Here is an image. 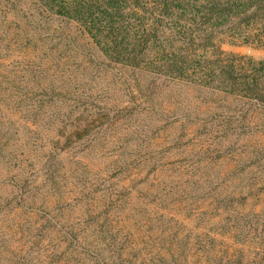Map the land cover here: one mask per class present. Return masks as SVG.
Returning <instances> with one entry per match:
<instances>
[{"label": "rangeland", "instance_id": "1", "mask_svg": "<svg viewBox=\"0 0 264 264\" xmlns=\"http://www.w3.org/2000/svg\"><path fill=\"white\" fill-rule=\"evenodd\" d=\"M210 14L192 7L175 26L203 44L202 65L231 54L249 73L264 60L240 43L242 17ZM38 49L0 33V264H94L115 248L122 264H205L211 235L264 236L261 106L159 74L127 87L71 48Z\"/></svg>", "mask_w": 264, "mask_h": 264}, {"label": "trees", "instance_id": "2", "mask_svg": "<svg viewBox=\"0 0 264 264\" xmlns=\"http://www.w3.org/2000/svg\"><path fill=\"white\" fill-rule=\"evenodd\" d=\"M192 7L223 23L242 17L238 22H244L248 31L240 43L264 48V0H0V33L13 38V45L21 49L34 52L38 47L58 58L71 48L91 62L112 68L118 78H125L122 83L127 87L142 82L141 76L159 74L168 82L214 88L243 102L242 108L255 103L264 109V60L249 58V73L242 71L243 65L231 54L202 65L206 61L198 60L195 51L203 44L190 39L186 23ZM180 19L185 24L175 27ZM67 24L77 27L75 36L67 33ZM78 39L88 42L83 45ZM152 82L154 78L148 84ZM41 167L50 172L51 160ZM23 171L17 190L24 193L31 183ZM33 185L37 187L35 181ZM255 234L261 238L247 241L230 232L225 241H215L211 235L205 264H246L249 257L259 263L264 260V236ZM115 249L110 258L92 252L94 264L124 263L121 250Z\"/></svg>", "mask_w": 264, "mask_h": 264}]
</instances>
